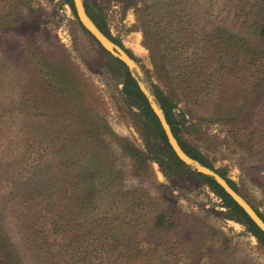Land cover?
Wrapping results in <instances>:
<instances>
[{
  "label": "rangeland",
  "instance_id": "rangeland-1",
  "mask_svg": "<svg viewBox=\"0 0 264 264\" xmlns=\"http://www.w3.org/2000/svg\"><path fill=\"white\" fill-rule=\"evenodd\" d=\"M90 1L96 20L131 53L155 98V86L162 90L175 88L166 77L168 69L178 76L187 74L198 56L195 52H202V46L193 45L195 42H187L178 50L176 42L171 41L176 34L163 40L167 44H159L156 31L171 30L177 24L168 22L167 0ZM209 1L213 0H193L196 14L192 27L198 29L212 22L222 28L232 26V32H237L239 27L234 25L232 12L219 9L224 0L215 2L212 15H204ZM137 8H144V14L138 17L142 12ZM182 18L191 23L189 15ZM136 34L142 51L131 45ZM111 56L80 24L66 0H0V231H6L22 263L38 264L37 248L25 238L26 228L18 221L24 212L19 209L22 200L11 192L12 182L31 178L37 183L35 180L47 170L74 171L82 176L78 180L81 186L96 191L103 186L105 174L113 169L109 178L114 189L121 182V189L132 190L123 197L129 202L125 216H132L134 208H141L131 200L141 195L152 207L174 213L176 224L170 230L153 231L145 226L134 234L142 259L138 264H264V248L244 224L230 215L219 196L192 174L190 166L188 173L180 174L174 183L149 157L143 167L133 171V159L122 147L146 149L136 117L139 109L121 93L122 69ZM37 58L44 64L42 69L32 62ZM245 64L247 73L256 75L264 70L254 61ZM206 66V62L200 65L202 70ZM56 73L66 78L62 81L68 84L70 93L66 95L75 100L74 111L92 124V135L99 137L102 144L80 134L69 136L70 129L78 126L61 111L65 109L62 102L66 96L51 97L37 88L39 79L46 78L50 83ZM228 84L229 88L240 85L236 81L232 85L230 79ZM188 95L182 96L179 90L173 96L176 113H185L184 118L178 116L181 135L205 154L215 170H223L236 183L242 197L264 216V157L249 161L244 150L236 146L238 142L232 141L233 136L227 135L232 124L211 121L218 118L217 113L225 104L215 92L204 93L199 102L188 100ZM151 140L158 143V138ZM73 146L81 151L71 155ZM60 155L64 156L63 161H50ZM150 156L157 158L154 152ZM245 159L249 161V172L243 168ZM134 186L138 191H133ZM100 196L93 195L94 200H100ZM42 209L44 217L51 215L44 212L43 205ZM111 214L117 216V209ZM39 225L44 230L49 223ZM122 228L126 233L135 232L130 223Z\"/></svg>",
  "mask_w": 264,
  "mask_h": 264
},
{
  "label": "trees",
  "instance_id": "trees-1",
  "mask_svg": "<svg viewBox=\"0 0 264 264\" xmlns=\"http://www.w3.org/2000/svg\"><path fill=\"white\" fill-rule=\"evenodd\" d=\"M216 1L221 0L208 2L204 15H212V7ZM66 2L76 16L72 0H66ZM166 2L165 12L169 14L168 22L172 25L175 22L177 24L175 26L171 25V30L164 28L156 31L159 44L165 39L170 40L172 34H176V36H173L175 40L171 39V41L176 42L178 50L187 42H195L193 45L202 46L200 48L202 52H195V55L198 56L193 60L192 68L187 70V74L178 76L173 69L167 70L166 77L175 84V88L162 90L160 87L155 86L153 90L179 144L191 157L213 168L205 154L194 143H190L186 138H183V133L181 135V122L178 116L184 118L185 113H176L174 110L176 103L173 101V96L181 90L182 96L189 94L188 96L191 99L187 98L188 100L199 102L204 93L215 92L219 100L225 104L221 111L217 113L218 118H213L211 121L216 119L232 124L227 135L228 137L233 136L232 141L234 143L238 142L236 146L244 150L246 156L250 158L249 161L256 156L259 160L263 159L264 70L256 74L257 76L254 72L247 73L245 63L254 61L258 68L264 66V0L223 1V6H219V9L232 12L234 25L239 27L237 32H232V26L231 29H228L226 25H223L224 28H222L213 26L212 22L209 23V26L206 24L194 29L192 23L195 20L196 13L192 3L193 0L191 2L190 0H167ZM84 5L88 15L97 26L111 40L124 48L121 42L111 36L106 31L105 26L96 20L94 17L95 10L92 6L93 2L84 0ZM157 10L155 8V11ZM137 11L142 12L138 17L144 14V8H137ZM188 15L191 23L182 18ZM145 38H148L146 33ZM96 43L99 45L97 41ZM167 43L168 41L162 44ZM148 47L150 48V46ZM125 50L132 57L126 48ZM191 57L194 58V56ZM115 60L122 69L121 93L131 105L139 109L136 117L142 127V132H139L146 148L143 151L133 145H124L122 150L133 159L134 166L132 169L135 173L139 167H143L145 158H151L159 164L171 183H174L180 174L186 175L188 173L189 167L173 153L156 115L138 86L137 80L121 61L116 58ZM32 62L34 65L39 64L41 69L44 67L41 59L37 58ZM203 62H206V70H202V67H200ZM64 78L56 73L55 79L51 80L50 83L46 78L39 79L40 83L37 88L43 94L46 92L51 97H56L59 94L60 96H66L64 98L65 103L62 102L65 104V109L61 111L73 118L78 126V128H73L74 132L70 129L69 136L80 134L85 136L87 140L90 139L97 143L103 142L99 140V137L92 135V124L84 120L81 114L74 111L75 100L66 95L70 92L67 90L68 84L66 81H62ZM229 79L232 85L234 81L240 85L229 88ZM33 82L36 83L37 80ZM176 88L179 90L177 91ZM81 103L86 102L81 100ZM196 123L198 126L202 125L201 121ZM204 134L205 132H203ZM151 138H158V143L152 142ZM72 149L73 153L71 155L81 151L76 146H73ZM153 152L157 155V158L150 156ZM76 157L79 158L78 155ZM63 159L65 158L62 155L53 156L50 161H63ZM244 161L243 168L249 172V161L247 159ZM113 171V169H109V175L107 176L104 173L105 182L96 191L81 186L78 180H81L82 176L74 171L63 173L58 170H47L43 172L39 180H35L39 181L37 183H33L31 178L12 182L11 192H15L16 194H14L22 200L19 202V209L24 212L18 221H22V227L26 228L25 238L37 248L35 251H37L38 264H138L140 263L139 260L142 259H139L141 252L133 240L134 234L144 230L145 226H150L151 228H149L153 231L156 229L170 230V226L176 224L174 213L171 214L164 209L160 210V208L152 207L151 203L148 204L147 201L143 200V195L134 196L131 199L134 205H139L141 208H134L132 216H125L129 210V202L123 197H126L132 190L121 189V182H117L116 188L118 189L115 190L114 182L109 178ZM216 171L226 178L233 189L238 191L236 183L227 178L223 170ZM262 171L264 172V170ZM192 174L219 196L223 206L230 211V215L244 224L247 230L257 239L260 246L264 248V233L250 220L243 209L213 179L196 171H193ZM121 177H119V181L123 179V176ZM133 191H138V188L134 186ZM98 193L102 195L100 200H94L93 195ZM42 205L45 213H51L50 216L44 217L41 214L43 211ZM114 208L117 209L118 215L123 214L119 220L115 219L118 215L111 214L115 210ZM255 210L264 220V216L257 209ZM43 222L49 223L47 229L40 228L39 223ZM129 223L135 228V232L126 233L124 231L122 226ZM0 264H23L16 247L10 243L6 231H0Z\"/></svg>",
  "mask_w": 264,
  "mask_h": 264
},
{
  "label": "water",
  "instance_id": "water-1",
  "mask_svg": "<svg viewBox=\"0 0 264 264\" xmlns=\"http://www.w3.org/2000/svg\"><path fill=\"white\" fill-rule=\"evenodd\" d=\"M73 7L75 10L76 18L80 24L86 29V31L99 43V45L114 58L121 61L127 69L130 71L132 76L137 80L138 86L142 93L145 95L149 106L156 115L163 131L166 136L167 142L170 145L173 153L176 157L183 162L185 165L190 166L197 173L206 175L213 179L231 198L237 203L239 207L247 214L250 220L264 233V220L256 212V210L242 197V195L233 189L227 182L226 178L221 176L214 168H210L197 159L191 157L187 154L181 145L179 144L177 138L172 132L169 123L166 120L163 109L154 97L151 90L145 85L142 80L140 69L137 66L133 57L113 40H111L93 21V19L88 15L83 0H72Z\"/></svg>",
  "mask_w": 264,
  "mask_h": 264
},
{
  "label": "bare ground",
  "instance_id": "bare-ground-1",
  "mask_svg": "<svg viewBox=\"0 0 264 264\" xmlns=\"http://www.w3.org/2000/svg\"><path fill=\"white\" fill-rule=\"evenodd\" d=\"M138 36L137 34L135 35V38L132 40L133 42L131 43V45L134 47V49H136L137 51H142L141 47L138 44ZM130 41V40H129Z\"/></svg>",
  "mask_w": 264,
  "mask_h": 264
}]
</instances>
